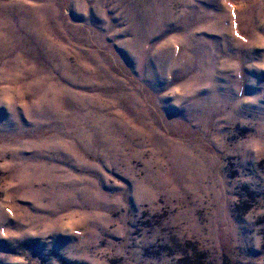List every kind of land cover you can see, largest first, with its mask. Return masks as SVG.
Masks as SVG:
<instances>
[{
	"label": "rangeland",
	"instance_id": "1",
	"mask_svg": "<svg viewBox=\"0 0 264 264\" xmlns=\"http://www.w3.org/2000/svg\"><path fill=\"white\" fill-rule=\"evenodd\" d=\"M0 264H264V0H0Z\"/></svg>",
	"mask_w": 264,
	"mask_h": 264
}]
</instances>
